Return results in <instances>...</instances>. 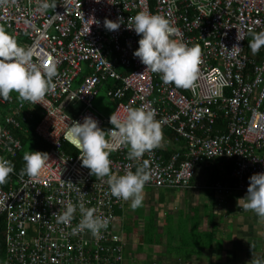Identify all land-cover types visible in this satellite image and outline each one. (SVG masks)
<instances>
[{
    "label": "built area",
    "instance_id": "2783aa9c",
    "mask_svg": "<svg viewBox=\"0 0 264 264\" xmlns=\"http://www.w3.org/2000/svg\"><path fill=\"white\" fill-rule=\"evenodd\" d=\"M56 8L46 14L35 12L36 0H3L0 26L19 46L33 50V62L43 68L54 63L55 88L40 102L19 103L40 108L42 119L37 135L49 146L47 165L38 179L20 172L10 174L8 189L0 185V216L5 217L6 260L4 264H124L127 246L117 211L126 201L111 195L107 177L90 175L82 167L80 151L64 139L67 125L91 116L99 127L112 129L110 116L98 115L94 102L110 81L121 89L106 90L117 101L121 119L129 107L155 109L156 119H165L162 131L184 141L189 152L174 154L166 161L159 147L146 152L140 161L128 159V148L111 141V171L123 175L147 162L150 182L144 189H205L193 185L210 162H235L232 183L217 182L210 192L216 197L246 194L248 179L264 172V46L253 53L249 46L254 33L264 31V0H55ZM169 19L179 32L174 37L189 47L198 45L201 58L197 79L190 88L165 84L161 75L146 71L133 52L139 36L128 28L129 17L139 12ZM124 23L117 31L104 27V20ZM98 22V23H96ZM242 40L237 41V35ZM241 48L229 54L233 45ZM129 73L125 74V72ZM15 93V92H13ZM12 96V93H11ZM11 104L14 100L11 97ZM8 101L0 99L3 104ZM10 104V103H9ZM227 123L226 131L216 129L218 119ZM19 128L13 118L7 120ZM108 127V128H107ZM110 139V138H109ZM71 145L77 156L67 153ZM20 140L10 130H0V156L13 161L22 151ZM71 182L85 194L86 207L111 217L99 239L90 232L75 235L69 225L57 223L55 216L64 203H76L80 192L69 189ZM206 191V190H205Z\"/></svg>",
    "mask_w": 264,
    "mask_h": 264
},
{
    "label": "clouds",
    "instance_id": "9594fccd",
    "mask_svg": "<svg viewBox=\"0 0 264 264\" xmlns=\"http://www.w3.org/2000/svg\"><path fill=\"white\" fill-rule=\"evenodd\" d=\"M56 7L55 0H36L35 12L43 15ZM123 23L122 18L118 22L105 19L104 27L109 31H117ZM128 25L140 37L133 56L146 66L145 72L158 73L165 84H174L177 88L187 89L192 86L197 79L201 58L198 45L189 47L182 40L175 39L179 30L172 26L169 19L158 14L141 11L129 17ZM236 39L242 40L239 34ZM262 46L264 31L254 33L248 47L256 53ZM223 47L230 55L241 49L238 43L233 45L231 51ZM56 76L54 63L42 69L39 63L33 62V50L19 46L16 39L0 26V99L8 101L11 93L16 92L23 101L41 104L45 96L54 90L53 78ZM156 116L155 109L143 105L129 107L123 119L116 113L111 114L109 123L113 127L108 132L102 130L91 116H86L82 123L72 121L64 133V139L80 151L82 167L89 169L90 175L101 179L107 177L111 195L118 200L130 201L132 210L142 206L144 187L150 182L151 173L146 161L136 167L135 171L129 165L123 175L113 173L112 161L109 159L111 141L128 148L130 161H140L146 152L158 148L163 140L162 126L166 120H157ZM23 160L25 165L20 175L30 179H38L43 169L50 164L49 154L40 151H30L23 156ZM14 171L13 162L0 156V185L5 184ZM248 183L247 193L238 203L264 220V172L251 175ZM64 184L70 190L76 189L71 182ZM76 190L80 192L78 201L73 203L68 200L64 203L63 211L55 215L58 217L57 223L69 225L79 211L81 219L72 228V234L88 231L99 239L102 232L107 230L111 217L98 214L96 208L86 207L88 202L84 199L85 194L80 189ZM250 264H264V260L254 258Z\"/></svg>",
    "mask_w": 264,
    "mask_h": 264
},
{
    "label": "trees",
    "instance_id": "16d2710c",
    "mask_svg": "<svg viewBox=\"0 0 264 264\" xmlns=\"http://www.w3.org/2000/svg\"><path fill=\"white\" fill-rule=\"evenodd\" d=\"M127 73H129V71L125 72L124 75ZM121 87V83L110 81L104 89L117 90L121 89ZM11 97L14 100V104H11L9 101L8 104L0 102V130H10L13 136L22 143V151L19 153L18 157L12 161L15 165L14 172L18 173L21 172V169L25 165L23 160V156L25 154L30 151L48 153L50 146L36 133V128L42 119L40 108L26 105L23 110L17 112L15 107L19 103H25V101L19 99L16 92L12 93ZM116 104L117 101L107 97L108 110L105 108L100 109L99 107L95 108V106L94 109L98 115L111 116L115 110ZM9 118H13L17 121L20 124V127L17 128L12 124H7V120ZM216 129L226 131L227 123L225 120H222L221 118L218 119ZM162 132L163 136L169 139V142H167L168 147L160 148L159 146L160 153L166 161L171 159L174 154H180L183 156L189 152L188 145L184 141L179 140L177 135L169 131ZM63 149L73 156L78 155V151L67 143L64 144ZM206 167L209 174L207 184L205 185L207 188L203 190L194 186L195 188L184 190L185 192H190L192 195H194L196 191H200L201 193H211L210 189L213 184L217 182H222L224 184L233 182L231 175L235 169L234 161L218 159L214 162H210ZM195 180L193 181V185L198 184ZM6 183L7 184L4 185V188L8 189L11 184H9L8 181ZM153 190L161 191L169 189ZM159 200H161L160 197ZM164 202L165 200L161 203L159 201H153L152 203L154 205L150 204L145 208L139 207L137 208L136 215L133 217H126L124 220L125 225L122 223V230L124 229L123 233L125 232L124 236L127 241V245L133 237L135 238L133 240L137 241V254H144L143 256L146 257V260L154 261V254L156 253V248H158L159 250L157 251V254L159 253L161 255L160 260L162 262H166L167 255H176V262L180 263L181 260L184 261L187 257L193 254L204 253L205 249L209 252V257L212 256L215 249H223L224 238L219 236L220 232L217 230L218 225L215 220L217 216L212 213V211H209L211 210L210 206H202L199 202L197 204H191L190 207H188V211L180 210V217L178 218L177 223H174L173 220V216L175 215L170 212L165 215L163 223L159 224L157 209L159 206L164 205ZM214 202L216 201L213 200V205ZM121 212L122 211L120 210L117 211V213ZM208 219L210 221L207 222L211 225L204 226L206 224H203L202 220L206 221ZM4 231L5 217L0 216V264H4L6 260V242ZM230 237L232 236H229V238ZM233 249L237 250V246L234 245ZM127 251L128 248L126 246L124 257L126 256ZM146 263L149 264L148 262ZM158 264H160V262H158Z\"/></svg>",
    "mask_w": 264,
    "mask_h": 264
},
{
    "label": "rangeland",
    "instance_id": "374dc122",
    "mask_svg": "<svg viewBox=\"0 0 264 264\" xmlns=\"http://www.w3.org/2000/svg\"><path fill=\"white\" fill-rule=\"evenodd\" d=\"M94 106L95 108L99 107L100 109L105 108L108 110L107 93L105 89H102L99 93V96L94 102ZM208 178V169L205 167V169H202L195 182L198 183L197 185L202 186V184L207 183ZM148 193L150 195L149 197L154 196L153 199L151 197V200H155L154 198H156L154 202L159 201L161 203L165 199L167 200L165 201L167 203L164 202V205L168 204V206L164 207L162 205V207H159V211H161L162 215H166V213L170 212L173 213L175 215L173 216L174 223H177V220L180 217V210L188 211V207H190L191 204L199 202V204L210 206L211 210L209 211H212V213L217 216L215 220L218 225L217 230L220 232L219 236L224 238L223 249H215L213 253V262L216 264H220V261H223L221 264H232L230 262L235 263L237 260H233V258L236 256L235 254H237V251H239V247H244V253L239 251V255H242L243 257L242 261L240 263L237 262V264H248L251 262L252 254L256 252L254 250L255 247L253 242H261L259 235L264 234V228L262 226L259 228L260 224L258 225L257 223L258 216L254 212L245 210L243 205L238 203V200L245 197L246 194L211 197L212 193H201L200 191L192 195L190 192H185L180 189L161 191L147 190L143 193L144 199ZM159 197L161 200H159ZM213 200L216 201L214 202V205ZM150 204L154 205L153 203H149L148 205ZM141 207L144 208V202ZM123 214V212L117 213L122 219L124 216ZM164 218L161 217L162 223ZM207 221L209 222L210 220H202L203 224H206L204 226L211 225ZM229 236L232 237L229 238ZM234 245L237 246V250L233 249ZM255 246H258V244H255ZM248 257L251 259H248Z\"/></svg>",
    "mask_w": 264,
    "mask_h": 264
},
{
    "label": "crops",
    "instance_id": "0c3cea01",
    "mask_svg": "<svg viewBox=\"0 0 264 264\" xmlns=\"http://www.w3.org/2000/svg\"><path fill=\"white\" fill-rule=\"evenodd\" d=\"M106 116V115H105ZM167 142H169V139H167L166 137H164L163 136V140H162V142H161V145H160V148H162V147H168V143ZM170 144V143H169ZM205 184H207V183H204V184H202V186L203 185H205ZM147 190H152V191H154L153 189H150V188H148V189H144V191H147ZM196 192H198V191H196ZM195 192V193H196ZM150 195H149V193L147 194V196L145 197V199L143 200V202H144V208L145 207H148L149 205V203H152L153 201H155L156 200V198H154L155 200H151V197H152V199H153V197L154 196H151V197H149ZM211 197H215V195H211ZM151 200V201H150ZM165 201H167L166 199H165ZM165 203H167V202H165ZM198 202H196V203H194V204H197ZM130 201H126V204H125V207H124V210H122V212L124 213L123 215V219H122V223L125 225V219H126V217H128V216H130V217H133L134 215H136V212H137V209L136 210H132L131 208H130ZM200 205H202V206H205V205H203V204H200ZM164 207H167L168 206V204L167 205H163ZM159 207H162V206H159ZM159 207H158V209H157V217H158V219H159V224L160 223H162V221H161V217L162 218H164L165 217V215H162V213H161V211H159ZM141 208V207H140ZM143 208V207H142ZM164 212V211H163ZM167 214V213H166ZM258 222V225H259V228L262 226L263 228H264V220H261L259 217H258V220H257ZM122 223H121V227H123L122 226ZM125 233V232H124ZM260 237H259V239H261V242H259V241H255V242H253V245H254V250L256 251L255 253H253L252 254V259H261V260H264V234L262 235V234H260L259 235ZM133 239H135L134 237H133ZM132 239V240H133ZM130 240L128 243V245H127V248H128V251H127V254H126V256H125V263L124 264H147L146 262H148L149 264H158V262H160V264H216V263H214L213 261H214V259H213V253H212V256L211 257H209L208 256V254H209V252H207V250L205 249L204 250V253H199V254H193V255H191V256H189V257H187L184 261H182L181 260V262L180 263H177L176 262V259H177V257H176V255H172V256H166V262H162L161 260H160V254L158 253L157 254V251L159 250L158 248H156V253L154 254V261H148V260H146L145 258L146 257H144L143 255H139V254H137V241H135V240ZM257 242V243H256ZM255 244H258V246H259V248H258V246H255ZM243 248L244 247H239V251L240 252H243ZM258 248V249H257ZM161 250V249H160ZM239 251H237V254H235L236 256H234V258H233V260H237L235 263H233V262H230V263H232V264H237V262H241L242 261V255H239ZM159 252H162V251H159ZM244 253V252H243ZM239 257V258H238ZM251 258H249L248 257V259H251ZM219 261V260H218ZM223 261H220V264L222 263ZM248 264H250V262L248 263Z\"/></svg>",
    "mask_w": 264,
    "mask_h": 264
}]
</instances>
